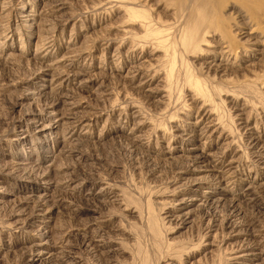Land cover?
<instances>
[{
	"label": "rangeland",
	"instance_id": "obj_1",
	"mask_svg": "<svg viewBox=\"0 0 264 264\" xmlns=\"http://www.w3.org/2000/svg\"><path fill=\"white\" fill-rule=\"evenodd\" d=\"M3 1L8 2V0H0V4L4 5ZM179 1L50 0L52 3H65L66 8L57 13L59 15L50 13L52 11H41L43 4L49 0H9L8 4L9 7L11 6V10L16 8V13L24 8V4L29 3L32 6L29 10L34 8L35 13H38L41 18L53 17V15L56 18L57 15L62 20L66 19L63 21L64 23L56 27L58 30L54 28V33L52 31L54 44L58 50L54 52L55 56L46 63L61 57L69 50H77L76 54L86 53L80 65L88 66L94 74L95 78L93 79L95 80L92 79L91 84L87 85H80V81L71 82L66 87H59L57 92L66 94L67 98L65 99L68 101L75 99L79 103H84L79 106L78 111L87 114L88 117L98 112L99 117L95 119L94 125L90 127L87 134L81 137L85 140L82 144L83 151L88 155L92 166L91 168L81 166L85 167V171H89L87 173H90L91 177L98 181L91 182L95 185V192L99 188H104L110 194L114 192L119 195L117 196L119 202L116 201V197L109 198V195L99 197L95 194H88L90 197H86L89 192L87 189L85 192L79 193L70 191L72 196L69 194L70 187L59 185L56 188L70 195V200L74 198L75 202L81 205V210L71 209L68 202L62 203L52 213L51 218L45 220L49 221L55 235L63 239L72 237L74 232L78 231L84 236L86 234L94 235L98 239H103L111 250L108 256L112 258L113 263L116 262L115 264H228L226 257L230 253L229 247L234 245L237 238L228 240L225 233H221L215 238L201 239L200 235L203 231L201 215L204 212L196 205L187 208L193 209V224L191 222L181 223L174 218L175 215L184 211V209L175 211L174 200L186 196L192 190L189 186L191 181L195 179L204 181L206 178H212L209 174H214L208 168L210 159L197 163L198 161L194 162L192 159L197 153L196 150L184 151L186 154H183L182 150L185 147L191 148L192 146L189 142L183 141L184 137L172 138L175 133L173 126L177 123L179 126H183L180 128H187L185 126L191 125L190 123L194 124L195 137L202 138L203 141L208 139L206 137L209 134H211L210 141L219 142L221 140L217 146L222 145L227 150V161L234 159V166L239 169L241 179L230 187V189L233 188L231 191L225 189V184L218 183L214 179L213 182H206V185H212L214 192L217 193L216 196L213 194L214 197L221 199L218 207L212 211L214 214L210 217H216L220 220L218 223H222L229 215L228 209L231 204L235 202L245 211H251L259 217L264 226V168L258 167L257 162L252 160L249 153L251 148L247 147L244 142L247 139V128L238 125V116H235L236 108L243 105L244 116L250 115L248 128L257 125L261 132V141L264 142V0ZM176 3L182 5V8L178 7ZM199 4H203L201 6L204 8L200 7L204 11L200 9ZM2 5H0V9H2ZM132 8L135 13L146 15V18L136 19V15H132ZM198 10L204 13L201 12L200 16L197 14ZM1 11L0 87H3L0 88V245L1 247H12L16 251L5 257L0 253V264H24L21 263V254L25 251L23 247H30L40 241L35 237L26 242V238L37 234L38 229L43 232L46 230L39 227L42 224L41 220L33 222L25 219V222L21 223L22 225L14 222L13 212L19 207L17 205L23 201L25 194L29 193L23 190L28 182L1 174V169L11 161L14 152L21 151L24 147L22 141L18 143L14 140V132L23 128V124L15 115L25 114L27 109L40 111L47 99L45 96L38 97L35 92L39 89H35V85L32 84L38 81L33 77L34 63L39 62L35 56L38 36L32 29H26L22 25L19 21L20 18L17 19L13 15L15 11L10 13L7 19L1 17ZM175 11L179 15H175L177 14ZM202 14L207 17L203 22L205 23L203 28L209 29V36L206 35L207 43L202 45L203 50L196 51L195 54L192 52L185 54L179 47L180 31L183 27L181 24L194 22L202 18ZM154 20L157 21L155 22L158 23L157 25L153 23ZM146 24L147 27L149 24H153V28L154 25L158 28L160 25L161 30L165 31L167 27L171 29V31L167 29L168 33L165 32L169 41L164 42L169 43L167 49L164 46L161 47V42L158 43L159 40H156V37L148 36ZM257 26L259 27L257 28ZM163 32V39H167ZM240 32H244L246 35L242 36ZM43 35L45 36V34ZM151 38L155 39L151 40ZM214 41L216 42L214 43ZM171 46L176 47V52L170 56ZM200 52L201 54H199ZM183 56L186 59H183ZM176 57L177 59H175ZM224 58L228 59L229 63L224 67H216L215 65L224 63ZM184 60L188 63L186 62V64ZM134 61L142 68L144 67L143 70L149 73L150 77L153 76L150 87L158 89L152 100L145 98L142 90L140 93L133 88L138 81H133L134 85L128 84L126 81L127 70ZM149 62L151 65L153 64L150 69L147 68L150 65ZM171 65H174V68ZM63 66L69 68L68 65ZM169 72L173 74L172 77ZM189 75L190 80L196 78L199 80L205 96L196 94V97L197 89L191 86L192 83H188L189 77L187 76ZM195 75L196 78H194ZM164 80H167L168 84ZM169 81L171 82L169 83ZM38 82L44 86L48 84L42 80ZM172 82L171 87L169 84ZM102 83V87L105 86L104 89L108 91H106L107 94L98 93L100 92L98 87ZM52 85L50 86L52 87ZM164 86L170 87L173 91L164 88ZM50 89L45 87L39 92L41 94L49 93ZM32 90L35 91L34 94L29 93ZM164 95L166 97H163ZM21 96H26V98L20 100ZM176 96L178 97L175 98ZM169 99H172L173 102L168 101ZM175 99H177V103ZM15 102H22V105L16 106ZM132 108L135 110L139 108V117L134 116L136 113ZM203 114H207V117L210 116L211 119L214 117L217 123L216 127L207 130L202 136L198 126L201 127L204 121L198 123L196 119L204 116ZM41 115L43 117L41 124L52 122L49 114L46 115L43 112ZM137 123H140L139 127L136 126ZM221 133L224 138L226 137V141L219 138ZM136 139H145L138 149L132 147L134 144L132 141ZM70 140L67 139V143L70 144L72 142ZM37 142L39 141L37 140ZM48 145V151L54 155L50 162L56 158L61 163L84 164V160H79L74 155L76 152L72 154L73 156H67L60 151L61 146L55 147L54 141H50ZM217 146L212 151L216 150ZM173 147L182 150L169 153L170 148ZM35 149L40 154L41 148L38 145H35ZM34 160H36V155ZM50 162L41 164L46 167ZM192 164L195 170L186 172L185 178L180 179L177 168L190 167ZM77 168L79 169V166ZM254 177L260 179L259 182H262L263 185L258 191L252 193V191L245 190V187L250 184L249 182H252ZM52 187L49 192L54 193V186ZM200 187L201 191L207 189ZM41 192L43 190L33 191V193ZM254 197H257L258 200H251ZM25 212L28 213V210L25 209ZM29 223H33V225L28 226ZM87 223L93 224L85 230ZM97 225H102L103 229L98 231ZM19 226L22 227L18 228ZM227 230L225 229V231ZM84 236L79 237L83 239ZM245 236L250 241H259L264 239V229L261 232H255L254 235H239L238 237ZM212 240L215 242V246H213V253L210 254L206 243ZM58 246H61V243ZM1 247L0 249L3 250ZM70 258L80 261L81 264H98L96 258L86 247H81L79 250L74 247ZM258 260L256 259V262L247 261L246 264H255L261 261ZM35 264H40V262Z\"/></svg>",
	"mask_w": 264,
	"mask_h": 264
},
{
	"label": "bare ground",
	"instance_id": "obj_2",
	"mask_svg": "<svg viewBox=\"0 0 264 264\" xmlns=\"http://www.w3.org/2000/svg\"><path fill=\"white\" fill-rule=\"evenodd\" d=\"M43 1H45V0H43ZM146 1H148V0H146ZM149 1H153V0H149ZM3 3H4V5H2V3L0 4V5H2V9H0V10H2L1 11L2 12L1 17L7 19V17H9L10 13L15 11L16 8L14 10L10 9L11 6L10 7L8 6V4L10 3L9 0H8V2L3 1ZM12 3H13V1H12ZM181 3H182V1H181ZM176 4L178 5V7L180 6L178 3H176ZM176 4H174V5H176ZM28 5H29V3H27V5L24 4V8H22V10L20 12L17 11V13H16V11H15L13 15L16 16L17 19L20 18L19 21L22 23V25L24 27H26V29L27 28H30V30L32 29L34 31V33L38 36L37 52H36L35 56L37 59H39V62L34 63L35 67H34V71H33V77L35 79H37L38 81L42 80V81L48 82V84L46 86H44V84H42L38 81H36L32 84L35 85V89H39L40 91H42L45 87L51 88L50 89L51 91L49 93L45 92L42 94L39 92V90H37V92H35L34 90L29 92L30 94H34L33 92L37 93L38 97L45 96L47 101L45 103H43V108L40 111L39 110L35 111L33 109H27V110H25V112H26L25 114L20 113L18 115H15L18 118V120L20 121V123L23 124L22 125L23 128L21 130L14 132V136H15L14 140L17 141L18 143L20 141H22L24 143V147L21 149V151L14 152L13 158L11 159V161L8 162V164H6L5 166H3V169H1V172H2L1 174L13 176V177H16L17 179H22V181L28 182L23 187V190L28 191L29 193L25 194L23 201L21 203H19V205H17L19 207L13 212L12 215H13V219H15L14 222H16L17 224L20 225L22 222H25V219H26V221H27V219H29V220H32L33 222H36V220H38V221L41 220L42 224L39 227L41 229L46 230L43 232L40 229H38V231L36 232L37 234L33 235L34 237L28 236L26 238V242H27V240L28 241L32 240L30 238H35V237L38 238V240H40V241L34 243L30 247H27V248L23 247L25 249V251L23 252V254H21V257H22L21 263L35 264L39 261L40 264H81L80 261H77L73 258L71 259L70 257L73 253L74 247H77L78 250L81 247H86L91 252V254L96 258V261L98 264H115L116 262L113 263L114 261L112 260V258L108 256V255H110L111 250L109 249L108 245L106 244V242L103 239H98L94 235L92 236L91 235L92 233L90 234L91 236H88L87 234H86V236L81 235L80 231L74 232V235L72 237H69L68 239H63L60 236L55 235L53 229H51V227H50L51 225H49V221L45 220L47 218H51L52 213L55 210H57L62 205V203L64 204V203L68 202L67 204L70 205L71 209L81 210V207H80L81 205L77 204L75 202L74 198H72L70 200V197H71L70 195H72V193L74 191L75 192L78 191V193H79V192H85L87 189L89 192H87L86 195L95 194L99 197L109 195V198H115L116 197V201H118V202H119V198L117 196H119V195L114 193V192L112 194H110V192L105 191L104 188H99V190L97 192H95V185H93V183H91V182H98V181L93 179L91 177L90 173H87L89 171H87V172L85 171V169H86L85 167L84 168L82 167V166H88L89 168H91L92 162H90L88 160V155L86 154V152L83 151V148H82L83 145L82 144H83V142H85V140L81 137H83L85 134H87L90 127L94 125L95 119H97L99 117L97 115L98 112L95 113V111H96L95 110L94 111L95 114L92 115L93 117L92 116L88 117L87 114H84V113L78 111L79 106H81L84 103H79V101H76L75 99L68 101L65 99V98H67L66 94H60L59 92H57V89L59 87L60 88L66 87L69 83L75 82V81H78V82L80 81V83H79L80 85L91 84L92 79L95 78L94 74L91 72V70L88 66L83 65V64L80 65L81 60H82V58H84L86 53L81 54L80 53L81 51L79 50L80 54H76V53H78V52H76L77 50L71 51L68 49L69 51L65 52L61 57H57V58L53 59L51 62L46 63V61L51 60L52 57L55 56L54 52H56L58 50L54 44L55 41L53 39V36H54L53 33H54V28L57 29L56 27L58 25H61V23H64L63 22L64 20L66 21L65 18H63V20H62L61 18L57 17V15H59L57 13L63 11L66 8V5L63 2L52 3V2H50V0H49V2L43 4V6L41 7V11L42 12L45 10H47L48 12L52 11L50 13H54V14L56 13L57 14L56 18L54 17L55 15H53V17H46L45 16V17L41 18L38 13H35L34 8H31V10H29L30 7H32V6H30V5L28 6ZM168 5H167V7H168ZM201 5H203V4H199V7ZM19 6H21V5H19ZM180 7L182 8V5ZM201 7H203V6H201ZM201 7H200V9H201ZM203 8L201 10H203ZM125 9L127 11V7ZM142 9H145V8H142ZM176 10H177V7H176ZM187 10H188V8H187ZM194 10H196V8ZM199 10H198V12H199ZM131 11L133 12L132 15H136V19H140V17H141V19H142V17L146 18V15H144V14L142 15L140 13V15H139V13H135L133 8ZM131 11H129V13H131ZM184 11H185V9H184ZM201 12L202 11H200L197 14L200 15ZM143 13H146V12L143 11ZM193 13H194V11H193ZM202 13H204V12H202ZM182 14H181V16H183ZM175 15H179V14L177 13ZM240 15H242V14L240 13ZM179 18H180V16H179ZM181 18H183V17H181ZM205 19H207V17H205L202 14V18H199V19L195 20L194 22H186L184 24L183 23L181 24V25H183V27L181 28V31H180L179 47L181 48L182 52H185V54H186V52H188V53L192 52V54L193 53L195 54L196 51L199 52L200 50H203L202 45L207 43V36L206 35L208 34V36H209V29L203 28V25L205 24L203 22ZM148 20H149V18H148ZM1 21H3V20H1ZM188 21H190V20H188ZM259 21H260V19H259ZM155 22H157V21L154 20L153 23H155ZM207 22H208V20H207ZM157 24L158 23H155V25H157ZM155 25H154V28H153V24L152 25L149 24L148 27H147V24L145 25V27H147L146 31H148L147 33L149 34V35L148 34L147 35L148 36L152 35L153 37H156V40H159L157 42L158 43L161 42V44H160L161 47L164 46L167 49V44H169V43H164V42H169L168 37H167V33L169 31H171V29H169L167 27V29L169 30L167 32V29H166V31L161 30L162 28H160V25H159V28ZM165 26H167V25H165ZM162 27H164V26H162ZM171 27L172 26L170 25V28ZM204 27H206V26H204ZM258 27L259 26H257V28ZM174 28H172V29H174ZM260 28H262V27H260ZM52 31H53V33H52ZM162 32H163V34L165 32H167V33H165L167 39H163L164 35L162 36ZM240 33L242 36L246 35V33H244V32L243 33L240 32ZM43 34H45V36ZM247 35H249V34H247ZM96 37H98V36H96ZM154 39L155 38H153V39L151 38V40H154ZM161 39H162V41H161ZM245 39H246V37H245ZM146 40L147 39L145 38V42H146ZM163 40H167V41H163ZM210 41H208V42L210 44H212V42H210ZM215 42L216 41H214V43ZM214 43H213V45H214ZM260 43H261V41H260ZM131 46H133V45H131ZM156 47H157V45H156ZM168 47L170 48V46H168ZM171 47H172L171 48L172 51H171V53L168 52L169 55L174 54L176 52V47H174V46H171ZM136 48H137V46H136ZM145 48H147V47H145ZM223 51H225V50H223ZM255 52H256V50H255ZM261 53H262V51H261ZM166 54H167V52H166ZM199 54H201V52ZM250 55H249V57H250ZM160 57H161V55H160ZM172 58L174 59V57H172ZM153 59H154V57H153ZM168 59H169V57H168ZM175 59H177V57ZM183 59H186V58L184 57ZM227 60L228 59L224 58L223 64H218L215 66L216 67H224L225 65H227V63H229ZM67 61H68V64H67ZM184 61H185V63L187 62L186 60H184ZM136 63L137 62L134 61L132 66H130L129 70H127L126 81L128 84H132V85H134L133 84L134 82L138 81V82H136L137 84L135 83L133 88H135L136 91H138L140 93H141L140 90H142V93L144 92L143 93L144 97L152 100V98L154 97L153 95L157 94V89H158V88L155 89V88L150 87L153 76L150 77V74L143 70L144 67L142 68V66L140 64H136ZM149 63L151 65V62H149ZM168 64H170V63H168ZM63 65H68L69 68L67 66H66L67 68H65ZM150 65L147 68H149V69H150V67L152 68L153 64L151 66ZM173 66L171 65V67H173ZM215 66H213V67H215ZM61 67L63 68V70H61L62 69ZM169 67H170V65H169ZM209 68L212 69L211 67H209ZM184 69H187V68H184ZM184 69L182 70V72L184 71ZM152 71H154V70H152ZM171 72H169V73H171ZM172 73H171V77L173 76ZM190 73H192V72H190ZM167 76H168V74H167ZM185 76H186V74H185ZM187 77H189L188 83L189 84L192 83L191 86L194 88L196 87V89H197V92H195V95L200 94L202 97H203V95L205 96L204 90L201 88L202 86L200 85L199 80L196 78V75L194 77L196 79H193V80L192 79L190 80V75ZM165 78H166V75H165ZM185 79L187 80L186 77H185ZM93 80H95V79H93ZM54 82H57V84L52 85ZM164 82L167 83V80L166 81L164 80ZM170 82L171 81H169V83ZM172 84H173V82L169 85H171V87H172ZM1 85H2V83H1ZM50 85H52V87ZM102 85H103V83L98 87V91H100V92H98L99 94L106 93V91H107L106 89H104L105 86L102 87ZM1 87H3V86H1ZM165 87L166 86H164V88ZM166 88H169L171 90L170 87H166ZM165 90H167V89H165ZM171 91H173V90H171ZM217 91H219V90H217ZM205 93H206V91H205ZM166 94H167V91H166ZM37 95H35V96H37ZM165 95L163 97H166ZM172 95H174V94H172ZM167 97L169 98V96H167ZM177 97L178 96H176L175 98H177ZM196 97H197V95H196ZM25 98H26V96L25 97L21 96V99L20 98L19 99L23 100ZM171 98H172V96H171ZM179 99H180V96H179ZM170 100L172 101V99H169L168 101H170ZM176 100L177 99H175V101ZM166 101H167V98L164 102L166 103ZM157 102H160V101H157ZM167 103H169V102H167ZM176 103H177V101H176ZM169 104L171 105V103H169ZM15 105L21 106L22 102H15ZM16 106H14V107H16ZM240 106H241L240 108L239 107L236 108L237 114L235 116H238V121H239L238 125H243V127L247 128L246 129L247 139L244 142H245L247 147L251 148V152H249V153L252 157V160L257 162L256 165L258 167L260 166V167L264 168V142L262 143V141H261V132H260V130H258L257 125L250 126L248 128V125H249L248 123L250 121V117H249L250 115L245 117L244 116L245 114L243 113V111H244L243 105H240ZM232 107L234 108L235 106H232ZM138 109L137 110L133 109V110H135L136 114L134 116L136 118H137V116L139 117V115H140V112L138 111ZM165 110H167V109H165ZM43 112L46 115L49 114L48 116H50V119L52 122H50L49 124H41V121L43 120V117L41 114ZM207 116L208 115L205 114L204 116H201L199 119H196L197 120L196 122H198V123L200 121H202V122L204 121L203 125L201 127L198 126L201 129L200 135H202V136L205 135L207 130H211V129H213V127H216L215 124L217 123V120L214 117L211 119L210 116L209 117H207ZM220 118H222V117H220ZM25 122H26V125H25ZM2 123H6V122H2ZM190 124L191 125L185 126L187 128H180L183 126H179L178 123H177V125H174L173 128H174L175 133H174V135H172V138L173 137L175 138L177 136H181V138L184 137L183 141L189 142L192 147L191 148L185 147L184 150L179 149L177 147H173V148H170V151L168 149L167 150L169 151V153H175L177 151L179 152L180 150H182L183 154H186L187 151L190 152V151L196 150L197 153L194 156L196 159L194 157H192L193 161L194 162L198 161L197 163H200V162H204V161L210 159L208 162V168L210 171H213L214 174H212V175L209 174V176H211L212 178H210V179L206 178V180H204V181L200 180V179H195V180L191 181L189 186L192 190L188 194H186L187 197L186 196H184V197L180 196L181 198H179L178 200H176V199L174 200V207L173 208L175 209V211H179V210L184 209V211L182 213L175 215L174 218L177 219L178 221H181V223H186V222L190 223L191 222V224H193V220H194L193 219V213H192L193 209H187V208L190 206H195V205L198 206L200 208V210H202L204 212V213L202 212L203 214L201 215V226L203 228V231H205V232L203 233V231H202V234L200 235L201 239L207 238V237L215 238L217 235H220L221 233H225L226 238H228V240L229 239L232 240L233 238L238 239L237 241L234 242V245H231L229 247L230 253H229L228 257H226V261H228L227 262L228 264H246L247 261L256 262L255 261L256 259H259L261 261L258 263H255V264H264V257L262 258V255L264 254V239H260L259 241H256V240L250 241L247 236H245L243 238L238 237L239 235H254L255 232H261L264 229V226L262 225V221L259 219V217H257L251 211H245L239 204H236L235 202H233V204H231L230 209H228L229 215H227L228 217L226 216L227 218L222 223H218L220 220L217 219L216 217L215 218L210 217L212 214H214L212 211L214 210V208L218 207L221 199L218 197H216V198L214 197L213 194H215V196H216L217 193L214 192L213 186L210 184L206 185V182H209V181L213 182V179H214L218 183L225 184V189H227L228 191H231V190H233V188L230 189V187H232V185H235L238 181H240L241 177H239V175H240V173L238 172L239 169H237V167L234 166L235 160L231 159V160L227 161V153H226L227 150L222 145L217 146V144H219L221 140L219 142L218 141H216V142L210 141L209 137L211 134L207 135V137H206V138H208L207 140L203 141L202 138L198 139V137H195V129L193 128L194 124H192V123H190ZM195 124L197 125V123H195ZM136 126L139 127L140 123H137ZM196 130H197V128H196ZM36 135H38L39 137H35ZM222 136H223V133L220 134L219 138H222L225 140L226 137L224 138V136L223 137ZM67 139L68 140L71 139L72 142H70V144H69V142L67 143ZM37 140L39 142H37ZM144 140L145 139H136V140L132 141V142H134L132 147L134 149H136V148L138 149L140 146H142ZM50 141H54V143L56 144L55 147L61 146L60 151L67 156H71L74 152H76V153H74V155L79 160H84V164L78 163L77 165H72L70 162H62L61 163L56 158H55L56 160L54 159L53 162H50V161H52L51 159H53V156H54L53 154L51 155V153L48 151V148H49L48 144ZM208 142H210V143L208 144ZM35 145H38V147L41 148L40 154H38V152L36 151ZM215 146H217L216 150L212 151V149H214ZM23 149H24V152L26 153V154L24 153L25 155L23 154ZM184 151H186V152L184 153ZM35 155H36V160H34ZM87 161H89V162H87ZM47 162H50V163L46 167H43L41 163H47ZM77 166H79V169L77 168ZM177 170H178V173L180 175V179H183V178H185L186 172L191 171V170H195V168L192 164L190 167H180V168H177ZM259 181H260V179L258 180L257 177H254L252 182H249L250 184H248L245 187V190L252 191V193H254L253 191H258V189L261 187V185H263V183L259 182ZM59 185L65 186V187H70L69 188L70 189L69 190L70 195L66 194V192L63 193L62 190L57 189L56 186H59ZM52 186H54V190H53L54 193L49 192V190L51 188H53ZM200 186L207 188V189L206 190L204 189V191H201L202 189ZM208 188H210V189H208ZM37 189L43 190V192L33 193V191H35ZM66 190H67V188H66ZM70 191L72 193H70ZM86 197H90V195H88ZM251 200H258V198L254 197ZM231 201H233V200H231ZM25 209L28 210V213L25 212ZM209 211H211V213H209ZM22 216H24V217L26 216V217L24 218ZM92 224L93 223H87L85 230L88 229L90 227V225H92ZM30 225H33V223L28 224V226H30ZM94 225H96V224H94ZM21 227L19 226L18 228H21ZM97 228H98V231L103 229L102 225H97ZM225 229L226 230L228 229V230L225 231ZM79 236H84V237L82 239ZM77 237H78V239H77ZM60 243H61V246H58ZM206 244H208V247H207V250H209L208 253H210V254L213 253V246H215V242L213 240L210 242L207 241ZM15 246H16V244H15ZM0 247H1V245H0ZM1 248H3V250L0 249V253L3 254V257L9 256L12 253H15V251H16V250H13L12 247L10 248L9 246L8 247L7 246L1 247ZM0 256H1V254H0Z\"/></svg>",
	"mask_w": 264,
	"mask_h": 264
}]
</instances>
